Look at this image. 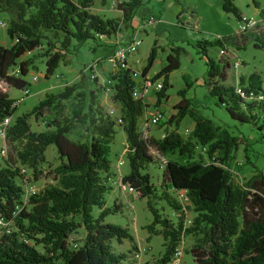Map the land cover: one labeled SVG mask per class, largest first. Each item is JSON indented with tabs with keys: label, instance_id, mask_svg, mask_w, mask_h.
<instances>
[{
	"label": "trees",
	"instance_id": "trees-1",
	"mask_svg": "<svg viewBox=\"0 0 264 264\" xmlns=\"http://www.w3.org/2000/svg\"><path fill=\"white\" fill-rule=\"evenodd\" d=\"M99 1L105 4L107 0ZM113 1L120 11L117 18H101L92 13L89 7L93 0H0V13L9 15L4 31L11 41L8 46H0V82L22 90L27 84L23 77L37 56L44 57L43 77L48 78L70 47L75 49L88 39L97 40V33L113 34L120 24L131 27L141 1ZM221 8L237 21L240 19L241 13L232 0H222ZM258 13L264 15V8ZM235 35L218 37L213 42L197 41L198 52L206 59L203 84L232 119L252 123L264 140V89L259 74L238 75L235 86L224 83L226 68L233 62L225 57V47L235 40ZM252 38V45L264 51V39L253 34ZM210 45L223 51L216 61L206 56ZM155 49L154 43L140 70L141 76L150 68ZM180 50L171 47L151 77H162L161 88L154 91L155 106L167 98V74L178 67ZM28 53L32 54L24 58ZM101 66L102 63L98 68ZM131 72L132 69L121 67L112 76L111 98L119 104V123L98 104L92 90L84 92L77 83L45 94L29 111L10 122L16 98L0 89V121L9 117L4 140L14 149V158L0 163V217L10 221L11 227L8 234L0 237V264H129L125 253L114 251L110 243L133 242L131 234L127 228L104 222L105 216L119 207L115 203L104 206L103 200L109 189L105 179L110 173L107 156L115 125L124 133L128 164V172L118 179V184L127 185L139 198H147L152 221L146 229L160 234L165 241L163 252L150 264H168L181 235L187 234L194 237L189 249L194 264H264V171L251 174L243 183L234 182L230 163L237 137L196 113L180 91V99L173 104L175 113L165 122L169 128L160 138L143 137L138 122L148 105L141 96H132L136 82ZM45 110L48 116H43ZM31 116L42 120V130H31ZM185 116L191 119L192 127L183 137L178 127ZM50 144L58 161L46 171L53 182L29 194L26 208L17 179L29 184L39 179L46 163L44 152ZM196 146L203 149L202 159L193 157ZM151 151L177 157L164 161L161 177L165 189L160 197L180 215L179 204L167 190L185 193L195 212L188 226H184L181 215L172 223L150 205L155 189L143 170L153 162ZM16 162L29 169V174L21 172ZM92 206L98 208L95 217L91 215ZM155 225L158 230L153 229ZM78 227L84 234L70 245L68 237ZM35 245H40L42 251Z\"/></svg>",
	"mask_w": 264,
	"mask_h": 264
},
{
	"label": "rangeland",
	"instance_id": "rangeland-1",
	"mask_svg": "<svg viewBox=\"0 0 264 264\" xmlns=\"http://www.w3.org/2000/svg\"><path fill=\"white\" fill-rule=\"evenodd\" d=\"M141 4L136 9L133 16V25L140 19L153 18L155 21L152 25H144V30L140 33V44L135 52L127 56V63L131 69L140 71L146 61L149 49L155 43V58L148 69L146 75L152 77L160 66L164 63V57L170 52L171 47H179L178 67L167 74V86L164 89L166 99H161L160 103L154 105V91L149 90L144 94L143 101L147 103V112H160L161 118L154 124H149L145 128H138L144 131L146 137L160 138L168 129L165 122L171 114L175 113L173 104L180 99L179 91L182 96L189 100L196 113L210 119L215 125L225 128L231 135L237 137V148L234 152V159L230 163L231 179L240 184L243 183L251 174L262 173L264 171V140L259 138V133L255 126L249 122H240L232 119L225 107L219 104L216 99L208 93V88L203 84L205 79V57L199 53L197 41L206 40L213 42L218 37L235 35L237 19L230 12L222 10V0H140ZM233 5L238 12L243 15H252L254 8H263L264 0H232ZM92 13L99 15L101 18H117L120 11L116 8L113 0H107L102 4L99 0H93L89 7ZM259 18L264 20V15L256 12ZM9 15L0 13V22L7 25ZM134 21H136L134 23ZM123 25L120 24V29ZM5 27H0V46H8L11 41L5 35ZM252 34L264 39V27L257 25L248 30L246 33L235 35V40L225 47V57L228 61L237 62L235 68L229 66L226 68V85L235 86L238 75H244L251 72L259 74L264 89V51L252 45ZM73 43V42H72ZM220 47L210 45L206 47V56L216 61L220 58L218 50ZM33 51L32 53L39 52ZM112 52V46L101 44L95 39H88L75 49L70 47L69 53L66 54L62 61L59 62L54 73L60 75L54 78L52 75L48 78L43 77V60L44 57L37 56L33 61V67H30L23 79L27 82L24 86L28 94L16 105L12 119L30 110V108L47 93H56L62 90L66 84L77 83L79 89L84 92L92 90L96 95V100L105 111L115 119L116 123L119 117V104L114 102L110 96L105 97L101 92V82L106 78L109 71L97 69L96 76L93 80L89 79L87 71L83 68L97 58H104ZM32 53L25 54L28 57ZM223 58V57H221ZM102 67L107 69V63L103 60ZM15 68L13 69V72ZM37 75V80L32 82L30 77ZM162 79V77H161ZM138 81V78L135 80ZM0 89L6 91L10 98H17L22 91L5 83L0 82ZM45 110L43 116H48ZM191 119L183 117L179 123L178 131L185 137L183 129L190 130ZM28 123L31 130L39 131L44 128L42 120H34L29 117ZM115 133L109 143V161L110 173L106 176V183L109 189L104 192V206L112 207L113 203L119 205L117 211L108 214L104 222L114 223L127 228L133 238V242L122 240L120 244L114 240L111 241V247L116 252L125 253V261L129 264H150L158 258L164 249V239L160 234H152L146 229V225L152 221V213L147 205V198H139L136 193L127 188V185L118 184V179L128 172L126 159L125 136L120 126L115 125ZM14 145V144H13ZM14 147H16L14 145ZM0 163L4 164L14 158V149L11 144L5 142L4 138L0 139ZM3 148V149H2ZM46 163L42 165L43 174L32 184L21 183L17 179L22 189L32 187L35 191L43 185L53 182L51 175L46 172L47 169L57 164L55 148L52 144L45 149ZM153 162L147 164L143 170L149 175L150 182L154 186V195L149 198L150 205L157 210L161 217L169 219L172 223L177 221L179 212H175L160 196L164 190L161 177V171L166 159H176L174 156H161L151 151ZM8 155V156H7ZM194 158H203V149L196 146L194 149ZM17 167H24L15 163ZM24 173L29 174L26 167ZM167 193L179 204L184 226H188L195 216L189 200H184L171 189ZM22 202L28 208L27 197L21 196ZM98 208L91 207V215L95 217ZM179 215V216H180ZM154 230L159 226L155 225ZM84 232L82 227H78L68 237L70 245L76 243L82 238ZM194 243V237L190 234L181 235L180 241L176 247L178 254L172 256L170 263L174 264H194L189 249ZM133 244L134 247H131ZM38 251H42L40 245L34 246ZM169 264V263H168Z\"/></svg>",
	"mask_w": 264,
	"mask_h": 264
},
{
	"label": "built area",
	"instance_id": "built-area-1",
	"mask_svg": "<svg viewBox=\"0 0 264 264\" xmlns=\"http://www.w3.org/2000/svg\"><path fill=\"white\" fill-rule=\"evenodd\" d=\"M155 21L153 18H145V19H140L136 24H134L131 27L128 28H119L110 35H105L102 33H97L95 34L97 40L101 43L104 44H109L112 46V52L105 56L104 58H97L93 61H90L89 64L86 66V68H83L84 71L88 72V77L89 79L93 80L96 76L97 68L99 65L104 61L107 63V71L108 75L106 78L102 79L101 82V92L102 94L107 97L112 94V86L114 83V79L112 76L115 75V73L119 70V68H130V66L127 63V56L132 54L133 52L136 51L138 45L140 44L141 38H140V33L144 30V25H152L154 24ZM257 25L263 26L264 27V20L259 18L258 15H243L241 14L240 19L236 23V27L234 30V34H240L243 32H247L248 30L256 27ZM0 27H5L4 22H0ZM218 54L222 55L223 51L218 50ZM237 66V62L233 61L231 63V67L235 68ZM131 69V68H130ZM16 72V71H15ZM54 78H59L60 75L57 73L53 74ZM131 77L136 80L138 78V81H135V85L132 89V96L133 97H138L141 96L143 97L144 94L147 93V91L152 90V91H158L161 86H162V79L161 77L151 79V77L144 75H140V71H135L132 69L131 72ZM37 75H32L30 77V80L32 82L37 80ZM22 94L17 97L12 105L16 106L24 96L28 94V90L26 88H23ZM237 92H240L238 88H236ZM161 118L160 112H152L151 114H148L147 109L145 110L144 114L139 118L140 121V127L142 125V128L146 130V126L149 124H154L156 123L159 119ZM118 122H120V119H117ZM9 124V117H4L0 121V139L4 138L5 134V128ZM184 133H187L189 130L184 128L183 129ZM141 135L143 137H146L144 135V131L142 132L140 129ZM1 149V148H0ZM3 149V148H2ZM4 150H0V153H3ZM21 172L25 171L24 167L20 168ZM35 192V190L32 187H27L23 189V194L22 196L28 197L29 194ZM179 197H181L184 200H187V197L184 192L180 191L177 193ZM11 231L10 227V221H4L0 217V237L3 234H8ZM178 252L175 250L173 256H176ZM175 262H169V264H174Z\"/></svg>",
	"mask_w": 264,
	"mask_h": 264
},
{
	"label": "crops",
	"instance_id": "crops-1",
	"mask_svg": "<svg viewBox=\"0 0 264 264\" xmlns=\"http://www.w3.org/2000/svg\"><path fill=\"white\" fill-rule=\"evenodd\" d=\"M264 8V7H263ZM258 9L260 8H254L253 11H252V14H255L256 12H258ZM136 21H134L135 23ZM132 26H133V20H132ZM100 70H103V71H106L107 69L106 68H103L102 66L100 67ZM192 123V122H191ZM192 127V124L189 125V128Z\"/></svg>",
	"mask_w": 264,
	"mask_h": 264
}]
</instances>
